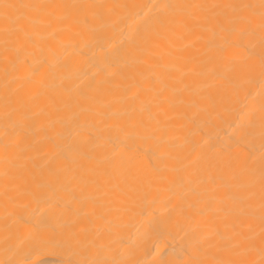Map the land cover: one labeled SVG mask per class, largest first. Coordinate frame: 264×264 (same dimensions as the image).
I'll return each instance as SVG.
<instances>
[{
    "label": "bare ground",
    "instance_id": "6f19581e",
    "mask_svg": "<svg viewBox=\"0 0 264 264\" xmlns=\"http://www.w3.org/2000/svg\"><path fill=\"white\" fill-rule=\"evenodd\" d=\"M0 264H264V0H0Z\"/></svg>",
    "mask_w": 264,
    "mask_h": 264
}]
</instances>
